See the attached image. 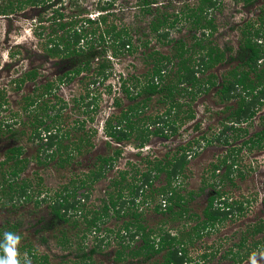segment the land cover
I'll use <instances>...</instances> for the list:
<instances>
[{
  "label": "trees",
  "instance_id": "1",
  "mask_svg": "<svg viewBox=\"0 0 264 264\" xmlns=\"http://www.w3.org/2000/svg\"><path fill=\"white\" fill-rule=\"evenodd\" d=\"M45 1L48 0H8V3L0 8V12L7 14L9 11H15L16 8L20 9L25 3L35 5ZM198 1V5H187L183 12H178L174 18H171L169 14L158 9L155 0H137L141 4V10L150 16L146 23V29H144V35L153 34L158 41L171 43V51L167 53L148 46V39L136 44L131 32L126 27H120L114 21H109L110 12L108 10L112 6L111 2L99 6L98 11L101 13L93 18L90 16L80 19L65 18L64 14L59 12L57 19L54 20L55 26L47 34V57L52 60L57 57H70L72 67L69 68L66 65V69L62 73H55L53 78L48 79L44 76L40 84L37 83V79L41 76L38 70L40 68L36 66L21 72L16 79L12 80L16 90L21 89L22 85L27 82L33 86L32 93L22 95L25 101L22 110L26 111L31 119L33 118L30 123L29 139L38 141V154L43 156V159L36 162L47 164V159L53 161L54 155H58L57 161L53 163L63 166L68 164L72 156L71 151H67L68 146L62 145V140L68 136L69 131L64 129L61 122L63 109L66 107L64 99L58 95L61 85L70 83L77 77L81 81L88 77V85L89 83L101 85L114 72L111 60L113 57L118 58V55L123 53L133 54L138 49L141 58H144L141 59L145 65L143 71L140 74L128 73L126 75L119 72L117 77L118 93L123 94L131 103L126 108H122V100L114 96L112 106L121 107V111L115 117H107L105 121L104 132L113 141L119 144L132 143L136 148H142L151 134L165 139L170 138L177 133L181 123L194 119L195 113L190 104L191 100L197 94L206 93L214 86L220 103L235 99V106L228 105V108H233L228 116L229 121H232L233 124L250 122L256 108L264 103V17L258 18L257 24L251 21L242 24L235 55L230 54L227 58L225 50L220 49L210 38L216 26L214 19L208 17L206 9L214 7L215 0ZM244 1L247 3L250 0ZM182 20L190 24L191 30H198L201 34L200 37L192 34L194 42L191 46H187L182 37L167 39L169 29L175 28L176 23H180ZM150 59L151 62L148 63ZM225 60L236 61V63L224 74L221 81L217 82L216 75L213 72L208 73V71L216 63ZM105 87L107 92H111L110 84ZM90 93L91 91L82 94L80 101L84 100L85 108L93 114L97 110L100 94L95 90L89 97ZM153 95H158V103L166 104L167 107L163 112L142 115L147 108V101ZM51 96L55 100H52ZM181 97L185 98L179 101ZM6 103L3 91L0 90V112L5 110L3 106ZM180 106H186L187 110H180ZM181 111L185 114L181 115ZM92 119L93 116H89V120ZM76 122L78 124L75 127L83 129L84 120L80 122L76 120ZM1 125L6 126L5 130L12 128L8 121ZM227 129L236 131L237 127L235 124L224 125L215 139L227 144L228 138L221 135L225 134ZM10 132L11 136L17 135L13 129ZM21 132L24 133V129ZM214 137L205 138V140L212 143ZM263 139L264 129L256 132L255 137H250L245 142H250V147H261ZM85 142L90 145L88 140ZM191 142L188 141L186 144L180 145L169 158L147 160L149 164L143 171L137 166L135 167L134 164L130 170L126 168L118 170V176L112 178V189L111 187L110 191L107 189L106 197L102 198V205L98 210L84 208L85 199L89 195L87 190L96 181L103 179L106 172L116 166L115 163L118 161L121 148L114 149L113 154L97 155L96 165L79 177L77 181L74 179L71 185H64L53 194L46 193L40 198L38 196L40 192L33 195L31 185L26 179L21 177L17 180L26 170L29 159L22 156L23 147L21 145H12L6 149L3 159L0 160V199L5 197L6 200L3 203L8 201L13 208L21 205V202L32 201V199L36 205L47 201L50 214L55 220H60L61 224L68 223L77 227L78 221L83 222L85 228L80 235L81 242L77 244V249L82 250V253L77 257L84 261L87 258V264L91 262L92 255L98 251L101 241L104 240L103 236L96 233L101 231L100 225L105 223V219L109 215L123 219V224L116 231L120 245L115 250L114 259L116 261L133 264L127 260L136 258L138 261L144 260L145 262L160 253L163 260L159 264H187L193 260L189 256L183 240L177 234H171L167 230L161 234L155 232L152 234V230L147 229L140 221L143 213L140 206L144 203L149 204L150 199L154 198L153 194L157 193L162 197L160 198L161 202L154 205L155 211L167 212L172 215L173 219H182L186 213H189L186 203L192 197V192H189V196L185 198L178 190L180 189L179 176L184 172L192 151ZM106 144L107 146L111 145L108 141ZM80 145L79 141L74 148L79 150ZM61 149L65 150V156L59 154ZM229 159L231 158L225 155L211 165V176L215 175L213 178L217 179L219 187L226 181L233 183L231 174L234 171L235 161L233 159L228 161ZM223 165L225 169L222 174H216ZM162 173L165 174V183L159 187L154 186L155 179H158ZM238 174L243 176L241 172ZM111 185L109 184V186ZM208 185L212 187L215 184L211 181ZM79 189L86 192L78 196L77 190ZM225 195L224 191L214 189L213 194L208 196L202 210L201 220L193 226L194 233L188 234V241H191L195 236L200 237L206 228L214 227L227 217L241 213L246 203L250 202L248 198L228 200V196ZM83 198H85L84 202ZM162 201L165 203V211H162ZM18 227V220L1 222L0 243L4 242L5 233H13L20 237V232L15 233ZM87 231L95 234L98 242L86 253L82 241L84 242L88 234ZM106 231L109 232L111 229L106 228ZM59 232V235H56L58 236L57 244L68 248L71 245L70 233L65 229H61ZM261 232H264V223L253 225L248 231L251 236ZM126 234L128 238L125 239ZM136 236L140 237L141 242L137 246H132L131 243ZM106 237L109 238L107 235ZM244 241L245 236L240 239L236 247L242 248ZM253 244L255 247L264 249V235ZM24 249L34 264H48L47 255L38 254L30 244L21 246V250ZM227 254H231L233 257L237 256L239 259L243 256L238 251L232 252V250H229ZM4 255L6 253L3 248H0V256ZM15 258L20 264V259ZM192 264H198V262L195 261Z\"/></svg>",
  "mask_w": 264,
  "mask_h": 264
},
{
  "label": "rangeland",
  "instance_id": "2",
  "mask_svg": "<svg viewBox=\"0 0 264 264\" xmlns=\"http://www.w3.org/2000/svg\"><path fill=\"white\" fill-rule=\"evenodd\" d=\"M158 9L169 14L174 18L176 13H181L186 6L198 5V0H155ZM111 2L112 6L108 10L109 21H114L120 27H126L133 36V41L136 44L149 40L148 46L154 47L164 53L170 52V44L158 41L153 34L144 35L146 23L149 15L145 14L141 9L140 2L137 0H48L43 3L23 4V6L15 11H9L7 14L0 12V90L3 91L7 103L3 106L5 110L0 112V160L8 147L12 145H21L23 147V155L29 159L26 170L19 178L23 177L31 185L33 195L42 196L53 194L61 189L64 185H71L75 179L78 180L83 174H86L95 165L97 155L113 154V150L121 148V153L118 161L112 169L106 172L105 177L96 181L90 189H88V197L85 199L84 208L97 209L102 205V198L106 197L107 189H112V178L117 177V171L123 168L130 170L132 164L140 170H145L149 164L147 160L166 159L172 156L179 146L191 142L192 151L188 157V163L182 175L179 176V190L185 198L192 197L187 201L189 213H186L182 219L172 218V215L167 212L154 210V205L161 202L162 197L159 194H153V199H150L148 206L142 204L140 210H143L141 223L147 229L152 230V234H161L163 231H168L171 234H177L183 240L184 246L192 260L198 264H264V249L254 246V241L259 240L264 232L257 233L254 236L249 235L248 231L252 226L259 223H264V204L261 203V198L264 195V140L261 142V147H250V142L243 144L248 137H255L253 134L264 128V103L256 108L254 117L248 123L241 124L242 127L248 130L243 131L240 125L235 124L236 131L231 132L230 137L227 134H222L228 138L229 146L221 144V142L212 140L208 143L205 138H211L214 134L220 133L221 123L224 120L226 113L221 110L222 104L215 93V86L206 93H200L191 100V107L194 110L195 117L193 120L184 121L179 126L176 134L165 139L161 136L150 135L149 140L142 148H136L132 143L119 144L113 141L104 132V125L107 117H115L120 113L121 107L126 108L131 101H128L123 94L118 93V74L123 72V75L128 73L140 74L145 68L142 63V56L138 51L133 54H119L118 58H112L113 73L101 85L87 84L88 77L84 80H79L78 77L70 83H63L58 90V95L62 97L66 103V107L62 113V123L65 130H68V136L62 140V145H67V151H71L72 156L68 164L58 166V155H54L53 161L47 159V164L37 163V160L43 159V156L38 154L39 143L29 139L31 119L26 111L22 110L24 100L22 95L32 93L31 85L25 83L21 89L16 90L12 80L16 79L21 72L36 66L41 76L40 79L53 78L55 73H62L66 69V65L71 68L72 61L70 57H57L52 60L47 57L46 47L48 46L47 34L54 27L57 15L59 12L64 14L65 18L80 19L84 16L96 17L100 14L98 7ZM8 0H0V8L4 7ZM15 6V5H14ZM104 12V11H103ZM208 17L214 19L216 26L212 36L210 37L220 49L228 54H234L238 39L240 37L241 26L246 21H251L257 24L258 18L264 17V0H215V6L207 8ZM182 18V17H181ZM200 37L198 30L190 29V24L182 20L176 23L175 28L169 29V38L182 37L187 46H191L194 42L192 34ZM229 47V49H226ZM231 47V48H230ZM110 54V52H108ZM227 54V53H226ZM49 60H52L49 62ZM151 62V59L148 63ZM236 61H224L216 63L214 67L209 69L216 75L217 82L221 81L231 68L234 67ZM70 64V66H69ZM68 68V69H69ZM85 73V72H84ZM89 75V72H87ZM111 85V92H107L105 86ZM99 95L97 110L95 113H89L84 106V100L80 101V96L86 92ZM91 93L90 96L91 97ZM114 96L122 100L121 107H113L112 99ZM55 100L54 97H50ZM158 95H153L147 101V108L144 114L149 115L155 112H163L167 107L166 104H159L157 101ZM185 98V97H183ZM183 98H179L182 101ZM89 99V98H88ZM88 99H85L86 101ZM235 101V99L233 100ZM180 110H187L186 106H180ZM86 110V111H85ZM181 111V115L185 112ZM89 116H93L89 120ZM84 120L83 129L76 128L77 122ZM5 121L11 124V129L17 133L16 136H11L10 130H5ZM24 129V133L21 130ZM204 136V137H203ZM197 139V140H196ZM85 140L90 142L86 143ZM195 140V141H194ZM80 141V149L74 147ZM110 142L107 146L106 142ZM235 146L231 150L230 147ZM241 146V147H239ZM42 152V151H41ZM227 152L231 155V159L235 160L233 168L232 182H224L219 187L217 179L213 178L211 165L221 159ZM66 155L64 149L59 150V154ZM39 155V157H36ZM235 155V156H234ZM118 167V168H117ZM223 166L216 174L220 175L223 172ZM239 172L243 176H239ZM111 178V179H110ZM214 182V186H209V182ZM78 183V182H77ZM165 183V174H160L158 179H155L154 186H161ZM109 184L111 186H109ZM109 186V188H108ZM203 188V190H201ZM214 189L224 191L228 196V200H245L248 198L244 210L236 215L227 217L224 221L217 223L214 227H209L203 230L200 237H194L188 241L189 233H194L193 226L201 220L202 210L208 199V196L213 194ZM83 192V189L77 190V195ZM1 195V194H0ZM225 195V196H226ZM5 197L0 199V223L8 219L18 220L19 228L15 233L20 232V240L15 246L16 257L20 259V264H34L32 259L27 256V252L21 250L24 244H30L38 254H45L48 258V264H87L85 261L77 257L82 253V250L77 249V244H80L84 223L78 221V226L73 227L71 224H61V221H54L50 214V209L47 201L36 205L34 201L21 202L17 208H13L10 203L5 201ZM162 204V203H161ZM192 214H196L193 215ZM73 218V217H72ZM80 220V218H77ZM127 219V218H124ZM123 224L122 218H117L115 215H109L105 219V223L101 224V231L96 234L103 236L100 248L92 255L89 264H123L116 261L115 250L119 248V239L116 237V231ZM106 228L111 229L107 232ZM65 229L70 233L71 245L68 248H63L57 244L59 231ZM87 236L82 241L84 252L97 243L95 234L87 231ZM102 234V235H100ZM109 238H105V236ZM125 239L128 235H125ZM158 236V235H157ZM245 236L244 245L242 248H237L236 244ZM97 238V239H96ZM127 243V242H125ZM140 240L135 238L131 243L136 246ZM25 248L27 246L25 245ZM229 250L239 252L242 258L233 257L227 254ZM205 255V257H202ZM162 259V254H157L148 261H138L136 258H128L133 264H159ZM127 264V262H125ZM187 264H191L187 263Z\"/></svg>",
  "mask_w": 264,
  "mask_h": 264
},
{
  "label": "flooded vegetation",
  "instance_id": "3",
  "mask_svg": "<svg viewBox=\"0 0 264 264\" xmlns=\"http://www.w3.org/2000/svg\"><path fill=\"white\" fill-rule=\"evenodd\" d=\"M237 48H238V43H237V47H236V50H237ZM236 50H235V52H236ZM227 53V58L229 57V55L230 54H228V52H226ZM233 55H235V53L233 54ZM52 60H49V62H51ZM225 61H228V62H231V61H229V60H225ZM224 62V61H223ZM218 63H220V62H218ZM42 82V79H40V78H38L37 79V83L38 84H40ZM28 84H30L29 82H27ZM26 83V84H27ZM25 84V85H26ZM31 85V84H30ZM33 86H31V88H32ZM222 105V108H221V110H223V112H225L226 113V116H225V118H224V120L222 121V123H221V127H219L220 128V130L223 128V126L224 125H234V124H236V123H232V121H229L230 119L228 118V116L231 114V111L233 110V108H228V105L229 106H235V101H233V99L232 100H229V101H227L226 103L225 102H223V103H221ZM232 106V107H233ZM243 123H248V122H243ZM243 123H240V124H237V125H240L241 126V124H243ZM241 129H243V131H247L246 133H248V130L247 129H245L244 127H240ZM264 129V128H263ZM263 129H261V130H263ZM261 130H259V131H261ZM233 131H235V130H233V129H227L226 131H225V134H227L229 137H230V133L231 132H233ZM256 132H258V131H256ZM256 132L253 134L254 136H255V134H256ZM224 134V133H223ZM222 135V134H221ZM214 140H216L215 138L218 136V134H214ZM231 138V137H230ZM250 139V136L248 137V139L247 140H244L243 141V144H245L246 145V142L245 141H248ZM264 140V139H263ZM262 140V141H263ZM217 141V140H216ZM261 141V142H262ZM247 143H249V142H247ZM221 144H223V143H221ZM229 144H230V142H229V140H228V143L227 144H223V145H227V146H229ZM248 145H250V144H248ZM239 147H241V146H239ZM235 148V146H231L230 147V149L231 150H234V151H236L237 150V152H238V150L239 149H234ZM258 148V147H257ZM226 156H228V157H230L231 158V155H229V152H227L226 154H225ZM224 155V156H225ZM235 156V155H234ZM234 160V159H233ZM228 161H232V159H229ZM235 161V160H234ZM234 167H235V165H234ZM223 168L225 169V166L223 165ZM223 169V170H224ZM219 171V170H218ZM263 190V189H262ZM83 192H84V190H83ZM80 194L78 195V196H81V193L82 192H79ZM264 193V192H263ZM263 199H264V195L262 196V198H261V203L263 202ZM82 201L84 202V198L82 199ZM144 204H146L147 206H148V204L147 203H144ZM247 204V203H246ZM264 204V203H263ZM205 205H206V203H205ZM162 211H165V203H164V201H162ZM52 217H53V215H52ZM54 219V218H53ZM7 221V220H6ZM8 221H11V222H13V220L12 219H8ZM54 221H56V222H58L57 220H55L54 219ZM60 221V220H59ZM19 228V227H18ZM126 237V236H125ZM136 238L137 239H139L140 240V242H141V239H140V237L139 236H136ZM140 244V243H139ZM137 246V245H136ZM193 262H195V260H193V261H191V264L193 263Z\"/></svg>",
  "mask_w": 264,
  "mask_h": 264
},
{
  "label": "clouds",
  "instance_id": "4",
  "mask_svg": "<svg viewBox=\"0 0 264 264\" xmlns=\"http://www.w3.org/2000/svg\"><path fill=\"white\" fill-rule=\"evenodd\" d=\"M20 237L13 233L4 234V242L0 243L6 255L0 256V264H18L15 246L18 244ZM30 264V262H29Z\"/></svg>",
  "mask_w": 264,
  "mask_h": 264
},
{
  "label": "built area",
  "instance_id": "5",
  "mask_svg": "<svg viewBox=\"0 0 264 264\" xmlns=\"http://www.w3.org/2000/svg\"><path fill=\"white\" fill-rule=\"evenodd\" d=\"M91 18H93V16H91Z\"/></svg>",
  "mask_w": 264,
  "mask_h": 264
}]
</instances>
